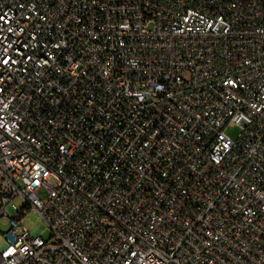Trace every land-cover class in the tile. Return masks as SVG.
I'll list each match as a JSON object with an SVG mask.
<instances>
[{
    "label": "built area",
    "instance_id": "built-area-1",
    "mask_svg": "<svg viewBox=\"0 0 264 264\" xmlns=\"http://www.w3.org/2000/svg\"><path fill=\"white\" fill-rule=\"evenodd\" d=\"M0 234V264H264V0H0Z\"/></svg>",
    "mask_w": 264,
    "mask_h": 264
},
{
    "label": "rangeland",
    "instance_id": "rangeland-1",
    "mask_svg": "<svg viewBox=\"0 0 264 264\" xmlns=\"http://www.w3.org/2000/svg\"><path fill=\"white\" fill-rule=\"evenodd\" d=\"M226 133L231 139L236 140L240 131L238 128H229V129H227ZM13 203L18 209H21L23 207V202L20 199L15 200ZM9 211L11 214H15L11 208H9ZM22 224L30 233H33L36 230H40L41 231L40 237L44 241H50L51 240V232H50L49 228L47 227L45 222L39 217V215L37 213L30 212L23 219ZM7 229L8 228L4 226L1 228V231L5 232V231H7ZM4 243H5V241H4L3 235L0 234V248L4 245Z\"/></svg>",
    "mask_w": 264,
    "mask_h": 264
}]
</instances>
